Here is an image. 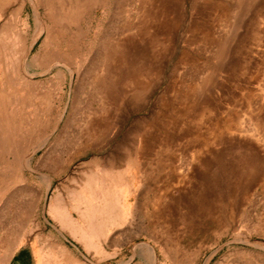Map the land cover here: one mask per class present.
Masks as SVG:
<instances>
[{
  "label": "rangeland",
  "instance_id": "1",
  "mask_svg": "<svg viewBox=\"0 0 264 264\" xmlns=\"http://www.w3.org/2000/svg\"><path fill=\"white\" fill-rule=\"evenodd\" d=\"M0 264H264V0H0Z\"/></svg>",
  "mask_w": 264,
  "mask_h": 264
},
{
  "label": "bare ground",
  "instance_id": "2",
  "mask_svg": "<svg viewBox=\"0 0 264 264\" xmlns=\"http://www.w3.org/2000/svg\"><path fill=\"white\" fill-rule=\"evenodd\" d=\"M101 209H102V210H104V208H103V207H102ZM80 220H81V219H80ZM65 251H66V250H65Z\"/></svg>",
  "mask_w": 264,
  "mask_h": 264
}]
</instances>
